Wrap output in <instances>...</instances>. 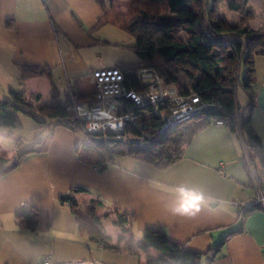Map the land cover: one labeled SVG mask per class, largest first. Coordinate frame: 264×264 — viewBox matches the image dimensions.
Wrapping results in <instances>:
<instances>
[{
    "label": "crops",
    "instance_id": "crops-1",
    "mask_svg": "<svg viewBox=\"0 0 264 264\" xmlns=\"http://www.w3.org/2000/svg\"><path fill=\"white\" fill-rule=\"evenodd\" d=\"M103 2L0 0V100L9 98L10 88L23 89L27 101L41 106L39 114L45 116L64 114L58 100L72 92V102H89L91 72L111 66L103 61L104 51L123 48L93 36L113 18ZM259 13L264 16V10ZM117 24L124 30L126 24ZM253 66L255 107L248 126L264 150V55H255ZM17 117L18 127H0V134L16 137L12 154L0 143V157L25 152L24 136L37 142L36 152L0 176V264H34L44 255L57 264H150L159 255L157 248L136 253L122 248L124 240L138 239L147 227L161 228L172 241L201 253L200 264H264V211L255 208L242 215L233 205L255 192L239 130L212 122L166 169L116 156L101 170L105 158H93L92 149L80 145L83 135L62 125L41 127L29 113L17 112ZM255 162L254 174L263 180L262 160ZM78 185L89 191L73 192V204L60 201ZM96 201L101 203L94 208ZM23 204L35 209L33 222L17 214ZM90 204L94 216L103 208L113 222L118 214L128 215L129 232L109 234L120 251L90 241L89 232L80 227L77 211ZM87 221L89 226L92 220Z\"/></svg>",
    "mask_w": 264,
    "mask_h": 264
},
{
    "label": "trees",
    "instance_id": "trees-1",
    "mask_svg": "<svg viewBox=\"0 0 264 264\" xmlns=\"http://www.w3.org/2000/svg\"><path fill=\"white\" fill-rule=\"evenodd\" d=\"M212 4L208 8V2ZM217 0H204V6L201 10H194L195 0H149L144 6L142 0H132L131 5H139V18L131 20L124 30L132 35L136 41L133 45L128 46L137 56L136 62L119 61L115 66L119 67L126 77L131 78L135 83L137 72L142 68H153L165 77L168 82L175 81L182 77L184 88L179 89V93H196L208 101H216L220 108L209 111L201 115L197 120L181 126L176 125L165 130L158 136L148 134L145 140L139 145L125 142V148L118 151H112L105 146L103 154L105 162L101 170H104L108 163L116 156L130 157L154 166L158 169H166L176 163L184 151V147L192 140L194 135L209 126L216 119L227 122V126L231 131H240L244 140L246 150V162L255 165L256 159L260 158L263 162L264 150L262 144L256 134L248 126L250 115L255 107L254 93L252 85L255 82L254 73V57L255 55H264V45L253 48L252 43L259 41L264 37L262 31L239 26L233 23L221 22L226 26L214 21L208 17V12L212 10ZM246 2L247 0H241ZM164 2V3H163ZM165 4L164 11H159V4ZM236 7V5H234ZM183 13L185 16H183ZM190 16V17H189ZM182 28L188 36V40L184 44H178L173 36V27L175 21H182ZM100 22L96 26H98ZM227 48L225 56L222 55L220 48ZM161 56L165 62L183 61L188 63L196 71L187 68H180L174 73L169 74L164 68L156 63V56ZM229 57L235 60L230 73L225 72L226 67L222 64L224 59ZM244 61V74L240 79L238 75V67ZM26 67V66H24ZM23 67V68H24ZM22 68V69H23ZM35 67H31V71ZM41 71H38L40 73ZM240 85L247 96L245 106L241 107L236 101V87ZM55 93V90L53 91ZM9 98L0 100V127L15 128L19 126L17 112L29 113L33 116L41 127L62 125L78 134L85 136L80 145L86 149H92L97 146L92 142L90 135H84L81 132L79 120L74 113L69 112L72 100L76 94L66 95L64 101L59 98V105L65 111L64 114L45 116L39 114L42 107L38 104L31 106L27 102L24 90H15L10 88L8 91ZM39 98V94L35 96ZM32 108V109H31ZM247 110V112H244ZM238 117V120H237ZM108 137H115L116 134L109 133ZM33 141L25 152L18 153L15 158L6 159L0 157L3 165L0 166V176L15 169L22 158L34 150ZM106 145V144H105ZM98 147V146H97ZM247 165V164H246ZM249 171V170H248ZM89 191L83 186H72L68 192L60 196V201H69L75 203L73 192ZM101 201L94 202L99 205ZM94 208L89 207L88 212H94ZM17 214L23 216L27 222H33L36 211L29 204H23L17 210ZM107 215L106 213L101 214ZM127 214H118L115 222L120 234L129 232L126 227ZM80 227L86 228L88 222L85 223L79 215L76 216ZM91 224L95 232H89V240L100 244L104 249L120 251V247L111 244V236L104 232V227L100 222V216L93 217ZM119 240H123L120 235ZM155 247L159 251V255L150 261V264H200L201 253H196L183 244L174 242L168 238L161 228L147 227L138 239L131 236L124 240L125 250L136 253L139 248Z\"/></svg>",
    "mask_w": 264,
    "mask_h": 264
},
{
    "label": "built area",
    "instance_id": "built-area-1",
    "mask_svg": "<svg viewBox=\"0 0 264 264\" xmlns=\"http://www.w3.org/2000/svg\"><path fill=\"white\" fill-rule=\"evenodd\" d=\"M40 1L45 3L48 0ZM92 76L91 100L76 102L72 109L84 135L114 133L124 141L138 138L141 143L147 136L146 131L158 136L177 124L220 108L218 102L208 101L199 94L179 93L173 82H166L164 76L153 68L140 69L135 83L117 66L95 69ZM215 123L227 124L221 119ZM248 165L253 172L254 195L247 201L233 204L242 215L255 208L264 211V179L255 175L252 164ZM34 264L57 263L50 255H44Z\"/></svg>",
    "mask_w": 264,
    "mask_h": 264
},
{
    "label": "rangeland",
    "instance_id": "rangeland-1",
    "mask_svg": "<svg viewBox=\"0 0 264 264\" xmlns=\"http://www.w3.org/2000/svg\"><path fill=\"white\" fill-rule=\"evenodd\" d=\"M100 1L103 2V0H100ZM131 1L132 0H129V1L125 0L124 2H122L121 0H104L105 7L108 11L109 16H111L113 18L110 19V21L107 24H105L103 26V28L100 29V31H96V33L93 34V36L100 37L103 39H108V40L115 41V42H119L120 44H124V45H128V46L133 45V43H134V41H136V39H134V37L132 35H130L126 31H124L121 28V26H118V24H117V23H122V24L127 25L131 20H134L135 18L136 19L139 18V14H137L136 11L139 10L140 6L139 5L132 6ZM147 1H149V0H142V3L144 4V6H149V4L145 5V3H147ZM115 3H117V4H115ZM163 3L159 4L158 10L160 12L164 11L165 9L167 10V8L165 7V4H163ZM211 4H212V2L209 1L207 7L209 8L211 6ZM234 5H236V7H234ZM203 6H204V0H195L193 8L195 11H199L202 9ZM240 8H243V9H240ZM259 10H264V0H247L246 2H243L241 0H217L214 3L212 10L208 12V17L210 19L217 21L218 23L222 24L223 27H226V26L221 22V20H224L227 23L237 24L239 26H245V27H249V28L258 29L259 31L264 32V16L261 15V17H259V14H260ZM183 16H185L184 13H183ZM184 22H185L184 19H182V21H175L174 22L173 36L175 38L176 43H178V44H184L188 40V36L182 28V25L184 24ZM260 40L252 43L251 46L253 48H257V47L262 46L264 44V41L262 42ZM106 49L108 51L107 50L104 51V54H103L104 60L103 61H104V63H107L106 65H108V64H109V66L111 65L110 67L115 66V64L119 61L136 62L138 60L136 54L130 48H127V47H123V48L122 47H108ZM220 50H221L222 55L225 56L227 48L221 47ZM155 60H156V63L160 67L164 68L165 71L169 74L174 73L177 69L180 70V68H187V69H190L194 72L196 71L188 63H185L181 60L168 63V62L163 61L162 57L159 55L156 56ZM234 63H235V60H233L229 57H226V59H224V61L222 62V64L225 65V67H226L225 72L227 74L230 73L231 67ZM91 74H92V72H91ZM243 74H244V61H242L240 66L238 67V75L240 76V79L243 76ZM84 78H85V76H84ZM164 79H165V77H164ZM166 82H167V80H166ZM184 85L185 84L183 83L182 77H179L175 81H173V87L176 91L178 89H182L184 87ZM92 86H93V84H92ZM92 93H93V87H92V91H91V96H92ZM185 93H188V92H185ZM235 95H236L237 103H239L241 107L245 106V104L247 102V96H246L244 90L242 89V87L240 85H237ZM26 100H27V98H26ZM27 102H29V101H27ZM76 102H78V101L75 100L71 103V106L69 107L71 110L73 109V104ZM32 103L29 102V104H31V106L35 104V103L34 104H32ZM199 117L200 116L195 117L194 119H192L189 122L184 123V124H177V126L178 125H181V126L187 125V124L197 120ZM216 120H218V119H216ZM237 120H238V117H237ZM24 127H28V126L25 125ZM25 132H28V131H24V133ZM46 132L47 131H45V130L42 131V134L38 137L39 141L42 140V138L45 136ZM102 135H104V134H90V136L96 137V138L108 137L107 135L106 136H102ZM24 138L25 139L23 140L22 148L25 149V148L29 147V145L31 143H30V140L26 139V136H24ZM85 138H86L85 136H82V140H85ZM126 141L127 140H125L122 143H108L106 145H97L96 144L98 147L97 146L92 147V151H91L92 154L91 155L93 158H99L100 159V158L104 157V156L100 157V154L104 153L103 150H105V148H106L105 146L109 147L110 150L115 152V151H118L122 148H125V142ZM0 143L2 144L3 147H5L6 151H9L12 154L15 147H16V137L15 136H7L6 134H0ZM244 147H245V145H244ZM116 160L118 161L119 159L116 158ZM89 207H92V205L91 204H90V206L87 205L84 208V211H82V212H79V210L77 211L79 213L80 218L82 220L84 219L85 223L88 222L87 219L92 220L94 217V214H96L95 211L92 213H89L88 212ZM99 212H100V215H99L100 216V222L103 225L104 232L106 234H111V233H113V231L115 229H118L115 222H113L112 219L107 217L111 213L110 211H107V210L102 208L101 211H99ZM104 213H106L107 215L102 216L101 214H104ZM84 229L87 232H92V233L95 232L92 224H89V226H87ZM117 232L118 233L120 232L119 229Z\"/></svg>",
    "mask_w": 264,
    "mask_h": 264
},
{
    "label": "water",
    "instance_id": "water-1",
    "mask_svg": "<svg viewBox=\"0 0 264 264\" xmlns=\"http://www.w3.org/2000/svg\"><path fill=\"white\" fill-rule=\"evenodd\" d=\"M92 142L97 145H105L108 143H122L124 142V139L122 137H92L91 138ZM128 142L131 144H140V141L138 138H130L128 139Z\"/></svg>",
    "mask_w": 264,
    "mask_h": 264
}]
</instances>
